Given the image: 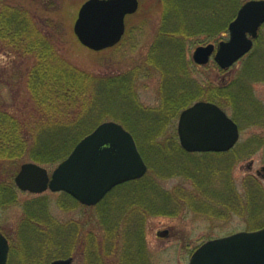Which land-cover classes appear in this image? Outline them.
Segmentation results:
<instances>
[{
  "label": "rangeland",
  "instance_id": "obj_1",
  "mask_svg": "<svg viewBox=\"0 0 264 264\" xmlns=\"http://www.w3.org/2000/svg\"><path fill=\"white\" fill-rule=\"evenodd\" d=\"M50 1L3 0L8 5L27 9L39 25H47L45 27L52 35V40L57 44L61 54L81 70L109 76L125 74L137 66L149 68L143 62L162 25L160 0H139L137 11L125 18L126 33L120 45L117 44L100 52L83 47L73 33L77 11L85 0H55V10L45 7V3ZM246 1L240 0L237 9ZM233 5L226 3L224 7L226 15L232 12ZM54 25L58 26L57 30L53 29ZM227 27H218L216 32L210 35L203 33L204 31L195 34L191 38L193 45L187 49L186 67L188 78L193 85L200 84L206 87L208 84H226L238 80L237 86L244 95L240 120L237 123L240 130L239 141L236 144L239 154L229 161L233 192L230 187L227 189L217 182L215 187L216 190H222L221 196L210 199L207 197L208 194L205 195L195 189L188 178L174 173L160 172L157 159L154 161L150 159L146 162L148 166L146 177L159 187L152 193L153 198L155 197L153 205L156 206L152 205L153 210L136 211L141 226L138 230H134L136 226H125L126 215L121 217L117 226L112 228L100 223L99 209L96 206L86 207L67 200L62 202L65 195L61 192L47 190L36 194L21 191L15 185L14 202L0 208V232L7 237L10 247L7 264H49L53 259H49L48 256L53 253V249L55 250L57 235L61 236L65 231L69 233L70 227L75 229L73 226L78 228L77 238L67 240L65 237L62 243L60 242V246H64L66 255L57 257L64 258L70 253L73 256V264H189L192 252L203 242L238 231L255 230L248 227L249 216L254 226L264 225V209L260 207H257L260 210L252 209L258 200L253 190H259L253 185L254 182L259 184L264 194V80L260 79L264 69H259L264 62V25L259 30L251 52L225 71H221L213 59L201 66L192 60V53L197 46L217 43L222 33L225 34L223 40L226 39ZM35 62L36 59L32 54L15 53L0 44V105L20 119L27 118L32 112L33 105L30 102L26 83L28 72ZM251 68L252 70L249 71ZM163 84L164 80L159 73H152L149 76L139 75L132 88L140 107L132 106L131 98L125 94L122 95L123 98L117 100L115 106L133 107L124 108L126 110L124 112L133 116L132 119H127L129 128L136 125L141 127L140 122H135V119L145 120L147 117L151 119L155 117L154 114L162 103V90L166 93ZM254 106H258L260 111H254ZM101 111L99 109L97 112L101 113ZM226 112L233 117L229 110ZM114 114L123 115V112L115 108ZM178 115L168 124L160 126L157 125V117H155L153 126L145 123L144 133L148 131L153 135L158 134L157 142L165 145L171 134L175 132L177 134ZM96 117H98L97 113L93 116L94 121ZM108 120L121 124L115 117L105 115L96 122L94 128ZM161 158L175 159L174 154H161ZM58 163L40 165L51 173ZM3 166L0 169V179L8 181L11 174L14 178L19 168L13 169V166L8 164ZM165 191L172 194L171 197H176L175 201L171 200L173 203L169 206L163 203L157 194ZM245 195L249 202L247 206L250 214L244 211ZM41 203L45 204V209L47 208V214L44 213L46 217L42 220L43 224L50 226L47 228L50 237L46 242L38 241L34 232L26 231L25 227H21L26 215L25 207L28 204L35 207L42 205ZM61 204L65 206L62 207ZM256 204L264 206V202L258 201ZM128 212L129 210L124 214ZM40 213L42 211H39L38 215ZM126 227H130L132 236L128 242L125 238L129 234ZM161 231H166L167 234L159 237L158 233ZM137 235L140 236V240ZM81 240L87 242L83 244ZM46 244L51 247L45 251L41 246ZM87 250L90 252L87 253ZM56 252H60L58 248Z\"/></svg>",
  "mask_w": 264,
  "mask_h": 264
},
{
  "label": "trees",
  "instance_id": "obj_2",
  "mask_svg": "<svg viewBox=\"0 0 264 264\" xmlns=\"http://www.w3.org/2000/svg\"><path fill=\"white\" fill-rule=\"evenodd\" d=\"M160 1L162 25L143 62L149 68L137 66L125 74L107 76L75 67L58 50L52 35L45 27L47 25H39L27 9L8 5L0 0L1 46L8 47L15 53L32 54L36 59L28 72L26 83L30 102L33 105L32 112L27 118L20 119L0 105V169L4 167V164L12 165L13 169L19 168L25 161L42 165L60 162L74 145L94 128L96 122L107 115L120 120L121 124L131 132L145 162L157 159L160 172L174 173L188 178L195 189L197 188L205 195L208 194L207 197L210 199L221 196L222 190H216L217 187H215L217 182L232 190L229 161L239 154L237 145L228 152L187 153L180 147L176 132L171 134L167 143L163 145L156 140L158 134L153 135L148 131L144 133V128L146 122L153 126L155 117H157V125L168 124L182 109L196 100L216 103L224 110H229L233 120L239 123L244 95L237 86L238 80L226 84H208L206 87L200 84L193 85L188 78L186 54L188 47L193 45L191 38L195 34L204 31L203 33L210 35L215 33L218 27L226 28L233 19L240 0ZM226 3L234 4L232 12L227 15L224 11ZM45 7L55 10L56 1L51 0L45 3ZM53 27L54 30L58 29L57 25ZM224 36L225 34L222 33L220 40ZM259 69H264V62ZM251 70L252 68L249 69ZM152 73H159L164 80L163 89L166 93L162 90L161 106L155 112L154 118L135 119V122H140L141 127L136 125L129 128L127 119H132L133 116L124 112L126 111L124 108L133 107L115 106V104L125 94L131 98L132 106L140 107L135 99L132 85L139 75L149 76ZM261 78L264 80V74ZM115 108L123 112V115H115ZM99 109L102 110L101 113L97 112ZM96 113L98 117L94 121L93 116ZM161 154H174L175 159L162 160ZM146 175L115 187L96 205L99 209L100 223L114 228L121 217L126 215L125 226H136L134 230L139 229L141 224L136 211L153 210L155 197L153 198L152 193L159 189L156 183L151 182L150 178L147 179ZM6 181L0 179V208L12 204L15 200L13 174ZM253 185L259 190H253L258 200L252 209L257 210V207L264 209V206L256 204L258 201L264 202V194L257 182ZM157 194L167 206L176 199L166 191L162 194L157 192ZM63 195L65 198L62 202L67 200L79 204L68 194L63 193ZM246 195L248 196L247 192ZM246 195L244 211L250 214ZM172 199L174 200L171 201ZM41 204L35 207L28 204L25 207L26 215L21 227H25L26 231L34 232L38 241L46 242V239L50 237L47 231L50 226L43 224L42 220L46 217L47 208L45 209L44 203ZM61 206L65 205L61 204ZM127 210H129L128 214H124ZM39 211H42L40 215H38ZM247 223L250 229L264 226L260 224L254 226L250 216ZM73 227L75 229L70 227L69 233L65 231L61 233V236L57 235L59 243L55 244V250L53 249V253L49 254V259L66 255L64 246L60 244L65 237L67 240L77 238L78 228ZM130 227H126L129 233L125 236L127 242L132 237ZM137 236L140 240V236ZM44 246L41 247L45 251L51 247L49 244ZM57 248L60 252H56ZM71 255L68 254V256Z\"/></svg>",
  "mask_w": 264,
  "mask_h": 264
},
{
  "label": "water",
  "instance_id": "obj_3",
  "mask_svg": "<svg viewBox=\"0 0 264 264\" xmlns=\"http://www.w3.org/2000/svg\"><path fill=\"white\" fill-rule=\"evenodd\" d=\"M139 0H85L77 11L73 33L78 42L98 52L118 44L125 33V17L134 14ZM264 24V0H247L228 23L227 38L197 46L192 60L206 65L210 59L228 69L248 54ZM177 135L189 153L226 152L239 140L238 124L217 104L198 100L180 111ZM148 168L132 134L108 120L82 137L51 173L35 162H24L14 176L18 189L31 193L64 192L80 204H98L114 187L143 177ZM167 234L158 233L159 237ZM9 243L0 232V264H7ZM57 258L49 264H71ZM189 264H264V226L238 231L202 243Z\"/></svg>",
  "mask_w": 264,
  "mask_h": 264
},
{
  "label": "flooded vegetation",
  "instance_id": "obj_4",
  "mask_svg": "<svg viewBox=\"0 0 264 264\" xmlns=\"http://www.w3.org/2000/svg\"><path fill=\"white\" fill-rule=\"evenodd\" d=\"M253 106L251 105V108H252ZM254 111H256V112H259L260 111V108L258 107V106H254ZM81 242L84 244V243H86L87 242V240H81ZM10 251V250H9ZM90 251L89 250H87V253H89ZM68 257H71L72 258V263L71 264H73V257L72 256H67V258Z\"/></svg>",
  "mask_w": 264,
  "mask_h": 264
}]
</instances>
